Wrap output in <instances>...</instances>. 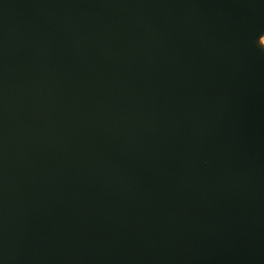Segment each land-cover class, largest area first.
I'll list each match as a JSON object with an SVG mask.
<instances>
[{
	"label": "water",
	"instance_id": "obj_1",
	"mask_svg": "<svg viewBox=\"0 0 264 264\" xmlns=\"http://www.w3.org/2000/svg\"><path fill=\"white\" fill-rule=\"evenodd\" d=\"M264 0H0V264H264Z\"/></svg>",
	"mask_w": 264,
	"mask_h": 264
},
{
	"label": "rangeland",
	"instance_id": "obj_2",
	"mask_svg": "<svg viewBox=\"0 0 264 264\" xmlns=\"http://www.w3.org/2000/svg\"><path fill=\"white\" fill-rule=\"evenodd\" d=\"M261 44L264 45V35L261 38Z\"/></svg>",
	"mask_w": 264,
	"mask_h": 264
}]
</instances>
